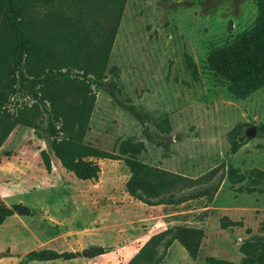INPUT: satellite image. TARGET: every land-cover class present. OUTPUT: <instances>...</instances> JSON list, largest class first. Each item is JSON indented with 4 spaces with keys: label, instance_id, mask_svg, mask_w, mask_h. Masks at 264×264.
Returning <instances> with one entry per match:
<instances>
[{
    "label": "rangeland",
    "instance_id": "1",
    "mask_svg": "<svg viewBox=\"0 0 264 264\" xmlns=\"http://www.w3.org/2000/svg\"><path fill=\"white\" fill-rule=\"evenodd\" d=\"M256 14L257 0H125L101 85L86 80L94 103L82 141L115 154L122 141H142L136 160L154 173L189 178L143 190L187 199L149 205L136 198L126 188L131 174L123 159H95L98 177L78 179L53 154L54 137L45 131L47 115L40 112L38 128L16 125L0 147V204L21 203L32 211L30 216L15 213L0 226V264H129L154 235L155 256L141 264L162 255L158 264H210L207 257L257 264L246 260L264 239V134L247 136L235 152L231 139L246 135L251 126L264 128V87L237 98L228 91V81L206 64L208 53L247 32ZM46 18L53 31L70 28L58 14ZM77 32L84 40L93 36L92 44L99 37L94 29ZM106 51L107 43L97 46L94 64L103 63ZM185 52L196 63L197 80L186 67ZM81 72L74 69L71 76ZM73 83L56 89L57 99L68 98L65 105L72 107L79 96ZM12 99L14 109L32 103L23 93ZM125 105L135 106L143 120ZM164 113L171 124L168 134L155 126ZM144 123L153 141L143 134ZM42 151L49 156V169ZM230 170L237 174L236 183L229 179ZM178 227L199 232L195 258L178 241L165 245ZM91 246H102L105 253L88 257ZM44 248L79 254L71 260L25 258Z\"/></svg>",
    "mask_w": 264,
    "mask_h": 264
},
{
    "label": "trees",
    "instance_id": "2",
    "mask_svg": "<svg viewBox=\"0 0 264 264\" xmlns=\"http://www.w3.org/2000/svg\"><path fill=\"white\" fill-rule=\"evenodd\" d=\"M124 2L125 0H0V147L16 125L38 128L36 122L42 112L47 115L45 131L54 137L51 142L53 154L62 167L72 172L78 179L91 180L98 177L100 167L95 159H123L130 170L131 175L126 188L132 195L149 205L180 203L187 199L184 195L161 193L159 189L155 190L154 195H150L147 190H143L149 187L153 190L156 186L159 188L174 186L189 178L163 170L154 173L150 167L136 160L133 155L144 150L142 141L135 143L122 141L118 147V154L82 141L94 103V96L85 91L88 86L86 80L91 84L101 85L104 77L102 69ZM73 12L75 14L70 15ZM57 14L63 23L70 24V28L63 29L67 27L61 26L62 29L53 31L54 27L46 25L49 22L46 16ZM88 20L91 21L90 26ZM78 29L85 34L89 29L97 31L96 34L99 35L97 42L92 44L93 36L87 37L91 40L78 37ZM64 30L67 31L61 32ZM73 37L76 42L78 38L77 43L73 41ZM54 39L57 40L51 41ZM66 41L69 45H66ZM106 43L107 51L103 63L100 66L94 64L97 46ZM58 45L60 49L54 50ZM184 59L190 75L197 80L199 75L193 58L185 52ZM206 64L228 81V91L237 98L244 99L264 87V0H257V14L253 26L233 41L208 53ZM74 69L82 71L75 79L71 76ZM71 82H74L75 89L79 91L73 107L65 105L68 98L58 100L56 93L58 87L64 88ZM18 93L30 96L32 103H23L14 109L12 98ZM111 94L115 97L114 93ZM124 107L139 120H143L135 106ZM155 126L161 133L168 134L171 131L168 115L164 113L160 116ZM142 132L149 141L154 140L145 123ZM256 134H264V128L258 129ZM247 138L245 134L237 138L232 137L231 151H237ZM42 159L49 169L50 159L45 151H42ZM229 179L233 183L238 180L233 170L229 171ZM157 180L158 185L155 184ZM140 187L137 192V188ZM15 213L30 216L32 211L21 203L12 206L0 204V226L7 217ZM157 238L158 235L150 237L129 264L153 260L155 256L153 246ZM199 240L200 234L196 229L178 227L169 235L165 245L178 241L189 256L195 258ZM257 245L259 251L255 250ZM255 247L246 262L263 264L264 239L258 241ZM103 253L105 248L102 246H91L86 250L88 257ZM78 254L75 251L58 252L44 248L29 251L25 258L29 261L71 260ZM162 257L163 255L157 256L151 264H158ZM206 261L210 264H226L225 261L214 257H207Z\"/></svg>",
    "mask_w": 264,
    "mask_h": 264
},
{
    "label": "water",
    "instance_id": "3",
    "mask_svg": "<svg viewBox=\"0 0 264 264\" xmlns=\"http://www.w3.org/2000/svg\"><path fill=\"white\" fill-rule=\"evenodd\" d=\"M256 135V127L251 126L247 131H246V136L254 137Z\"/></svg>",
    "mask_w": 264,
    "mask_h": 264
}]
</instances>
